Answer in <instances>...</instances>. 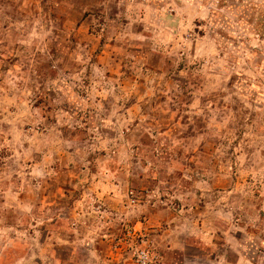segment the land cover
<instances>
[{
    "label": "rangeland",
    "instance_id": "374dc122",
    "mask_svg": "<svg viewBox=\"0 0 264 264\" xmlns=\"http://www.w3.org/2000/svg\"><path fill=\"white\" fill-rule=\"evenodd\" d=\"M264 264V0H0V264Z\"/></svg>",
    "mask_w": 264,
    "mask_h": 264
},
{
    "label": "built area",
    "instance_id": "2783aa9c",
    "mask_svg": "<svg viewBox=\"0 0 264 264\" xmlns=\"http://www.w3.org/2000/svg\"><path fill=\"white\" fill-rule=\"evenodd\" d=\"M136 264H153V257L146 248L136 250Z\"/></svg>",
    "mask_w": 264,
    "mask_h": 264
}]
</instances>
